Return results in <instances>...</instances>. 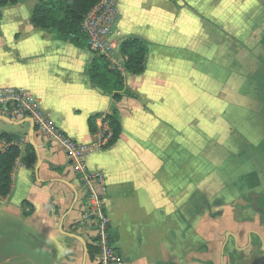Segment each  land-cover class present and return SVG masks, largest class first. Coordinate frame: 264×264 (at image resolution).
<instances>
[{
  "label": "crops",
  "instance_id": "obj_1",
  "mask_svg": "<svg viewBox=\"0 0 264 264\" xmlns=\"http://www.w3.org/2000/svg\"><path fill=\"white\" fill-rule=\"evenodd\" d=\"M37 3L3 9L0 87L32 94L83 143L95 141L90 117L118 109L119 140L87 163L105 176L95 187L124 264H264V64L253 56L264 0H119L122 69V40L149 47L144 73L125 74L138 100L94 85L95 54L35 28ZM2 135L25 137L37 161L27 167L21 147L0 196V264H98L87 190L63 149L28 119L0 117Z\"/></svg>",
  "mask_w": 264,
  "mask_h": 264
},
{
  "label": "built area",
  "instance_id": "obj_2",
  "mask_svg": "<svg viewBox=\"0 0 264 264\" xmlns=\"http://www.w3.org/2000/svg\"><path fill=\"white\" fill-rule=\"evenodd\" d=\"M119 17V0H101L84 19L82 29L89 49L93 53L105 55L114 66L122 69L116 58L117 43L114 39ZM0 117L11 120L28 119L36 131L63 149L87 190L82 224L90 225L96 231L98 264H124L111 234V220L106 210L105 198L95 187L101 185L105 188V176L100 171L90 170L87 163L89 154L96 148L107 147L113 136L106 116L98 120L97 130L93 132V143L79 142L54 123L32 94L16 87H0ZM12 144L21 148L27 144V140L21 137L16 142H2L0 151H5Z\"/></svg>",
  "mask_w": 264,
  "mask_h": 264
},
{
  "label": "trees",
  "instance_id": "obj_3",
  "mask_svg": "<svg viewBox=\"0 0 264 264\" xmlns=\"http://www.w3.org/2000/svg\"><path fill=\"white\" fill-rule=\"evenodd\" d=\"M27 0H0V18L3 9L7 6L22 4ZM101 2V0H38L32 10L30 21L35 28L47 32L53 39L69 42L76 47L83 48L87 45V37L83 32L82 24L88 13ZM258 48L264 49V39ZM119 53L125 58L123 69L114 66L103 54L94 53L95 57L89 64V76L94 85L110 93L115 100L123 98L139 97L126 87L125 74L140 75L144 73L149 55L147 42L140 37H130L120 42ZM264 58V56H261ZM264 64V59H261ZM98 116L89 118V126L92 132L97 130ZM109 121L113 136L108 146L115 144L121 134L122 125L119 111L114 108L111 114L106 116ZM9 142L16 141V137L2 135ZM21 149L16 144L10 145L5 151H0V196L6 197L12 191L11 174L17 159L21 155ZM23 163L33 168L37 161L35 148L27 143L22 157ZM255 206L264 210V195L255 196ZM98 247L96 245V249Z\"/></svg>",
  "mask_w": 264,
  "mask_h": 264
},
{
  "label": "rangeland",
  "instance_id": "obj_4",
  "mask_svg": "<svg viewBox=\"0 0 264 264\" xmlns=\"http://www.w3.org/2000/svg\"><path fill=\"white\" fill-rule=\"evenodd\" d=\"M260 47L258 44L253 48V56H256L257 58H261V59H264L262 58L261 56H264V49L263 48H258ZM256 49V50H255ZM262 113V110L259 109V114L261 115ZM259 119H261L259 116H257ZM242 119H245V116L244 114L242 115ZM262 128V132H263V125L261 126Z\"/></svg>",
  "mask_w": 264,
  "mask_h": 264
},
{
  "label": "flooded vegetation",
  "instance_id": "obj_5",
  "mask_svg": "<svg viewBox=\"0 0 264 264\" xmlns=\"http://www.w3.org/2000/svg\"><path fill=\"white\" fill-rule=\"evenodd\" d=\"M263 195H264V194H263ZM255 201H256V200H254V203H255ZM263 206H264V205H263ZM258 210H259V209H258ZM259 211H261V210H259ZM261 212H264V210H262Z\"/></svg>",
  "mask_w": 264,
  "mask_h": 264
}]
</instances>
